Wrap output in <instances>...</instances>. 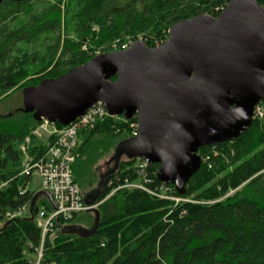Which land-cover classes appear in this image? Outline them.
<instances>
[{"label":"trees","instance_id":"1","mask_svg":"<svg viewBox=\"0 0 264 264\" xmlns=\"http://www.w3.org/2000/svg\"><path fill=\"white\" fill-rule=\"evenodd\" d=\"M36 1L7 0L0 5V97L58 78L88 62L95 56H87L84 45L99 47L126 36L135 43L144 35L142 42L155 48V41L161 45L167 41L173 25L204 14L217 18L232 0H57L41 13L34 11ZM57 33L53 46L29 53ZM59 52L69 60L56 62ZM39 61L40 77L31 78L38 73L33 65ZM39 123L22 110L0 116V264H36L42 230L37 216L41 210L48 214L54 210L49 199L41 196L33 221L28 220L29 213L6 218V212L30 205L36 194H22L30 179L20 176V146L30 137L32 155L46 150L32 136ZM136 123V118L109 117L94 131L81 133L80 157L72 171L82 192L92 183L96 160L132 138L121 130ZM205 153H210L214 168L208 170L209 161L203 163L183 196L174 190L175 196L187 200L179 204L136 187L143 184L135 173L137 161L120 162L98 201L117 190L98 207L101 221L96 234L83 237L55 226L45 238L39 264H264V123L254 122L236 140L199 150L202 157ZM159 169L160 165L148 168L153 178L150 190L160 186ZM230 191L235 192L228 196ZM90 213L76 214L61 224L91 229L95 215L92 219Z\"/></svg>","mask_w":264,"mask_h":264},{"label":"water","instance_id":"2","mask_svg":"<svg viewBox=\"0 0 264 264\" xmlns=\"http://www.w3.org/2000/svg\"><path fill=\"white\" fill-rule=\"evenodd\" d=\"M168 35L158 47L137 41L128 50L97 55L22 90L21 110L36 122L68 126L97 102L111 117L136 118L137 135L118 144L113 168L85 195L89 207L100 200L122 158L160 165L158 181L183 196L202 168L199 150L238 139L253 125L255 107L264 103V8L257 0H232L219 17L183 20ZM41 196L56 209L50 193L38 192L28 220H34ZM89 212L95 215L91 229L62 227L58 220L57 227L68 234L95 235L100 211Z\"/></svg>","mask_w":264,"mask_h":264},{"label":"built area","instance_id":"3","mask_svg":"<svg viewBox=\"0 0 264 264\" xmlns=\"http://www.w3.org/2000/svg\"><path fill=\"white\" fill-rule=\"evenodd\" d=\"M131 45L133 43L126 44L120 50H128ZM262 113L264 114V106L263 103H259L254 109L253 120L256 121L261 116L263 118ZM109 117L111 116H109L106 106L102 102H97L83 117L78 118L68 126L60 125L59 127L58 124H53L43 119L32 132V136L43 143L46 146V150L32 155L29 151L31 144L30 137H27L20 146L23 159L20 176L30 179L22 194L31 191V183L34 176L37 175L41 182L40 192L50 193L56 205V209L50 214L44 210L38 213L37 220L40 222L42 230L41 243L36 249V253L38 254L36 264H39L43 257L45 238L48 233L54 231L55 226H57V220L62 227H66V224L63 225L61 222L68 223L76 214L89 212L90 209L97 207V205L89 207L85 204V196L79 184L74 180L72 167L80 157L78 147L80 145L81 133L94 131L99 125L105 123ZM130 126L132 129L134 128V136H136L137 123ZM41 132L44 133L47 140ZM208 161V156L202 157L203 163H207ZM149 166L147 161L143 159L137 160L135 173L142 178L143 184L136 187L152 195H156L160 199L170 200L176 204L187 201L173 194L175 187L170 188L172 185L160 182L157 191L150 190L148 186L152 184L153 178L152 175H149ZM29 208L30 205H25L16 212H6V218L9 220L14 219L23 216L25 213H29L30 217ZM0 212H2L1 205Z\"/></svg>","mask_w":264,"mask_h":264},{"label":"rangeland","instance_id":"4","mask_svg":"<svg viewBox=\"0 0 264 264\" xmlns=\"http://www.w3.org/2000/svg\"><path fill=\"white\" fill-rule=\"evenodd\" d=\"M57 0H39V1H36L33 5H34V11L35 12H42L43 9H46L49 7V5L51 4H55ZM47 4V5H46ZM260 5L264 8V0H262V2L260 3ZM224 9V8H223ZM221 9V10H223ZM65 14V9H63V15ZM67 15V14H66ZM65 29V24L62 25L61 27V30H64ZM96 32H98V29H96ZM65 32L62 31V33H60V35L64 34ZM59 33L57 34H54V35H48V38H44L43 39V43L42 44H39V46H35V48L31 47V49L29 50V53H33L34 52H38V51H43V50H47L50 46H53V43L55 41V38H57ZM69 35L74 38L75 35L74 34H71L69 33ZM133 37L131 36H126L124 37V39H117L111 43H108V44H105V45H102V46H92V45H84L82 50L86 53H88L87 56H97V55H100V54H104V53H110V52H114V51H118L122 48V46L126 45V44H129V43H134L132 42L133 41ZM145 38H144V35H140L138 38H137V41H144ZM161 41H155L153 43V45H156V47L160 46L161 44ZM42 53V52H41ZM48 59L47 61H49V58H46ZM60 59V60H58ZM64 62V61H68L69 58L68 57H61V54L60 52L58 53V55L56 56V62ZM55 64H52L50 65V67H48L47 71H50L53 66ZM45 66V65H44ZM42 68V65H41V61L37 62V64L33 65V69L38 71V73L33 76H31V78H39L40 75H39V70ZM36 73V72H35ZM263 106H264V103H263ZM23 108V99H22V92L19 91V90H13V91H10V92H7L6 94H4L3 96L0 97V116H5V115H8L9 113L11 112H14L16 110H21ZM263 114V113H262ZM264 116V114H263ZM256 122L258 123L259 125H262L264 123V117L262 118V116L260 117V119H257L256 121L253 120V123ZM134 128L132 129L131 126L129 127V130L126 129H123V131L121 130V133L123 132H129L131 134L132 137H134ZM43 134V137L47 140V137L44 135L43 132H41ZM233 144H230V147L232 149L233 148ZM114 149L109 151L107 154H103V156L99 159L96 160V162L93 164V166L91 167V179H92V183L89 185H87L84 189H83V194L84 196L89 193L91 190H94L95 188H97V185L98 183L101 181V177L104 176L110 169L113 168L114 166V161L112 160L113 157H114ZM210 153H205V157L209 156ZM215 155V154H213ZM212 156V155H211ZM126 160V158H122L121 162H124ZM138 159H136L135 161H137ZM80 163V162H79ZM208 166L206 169H210L209 166L213 167V163L211 161H209V163H207ZM232 168H230V171H231ZM127 187V186H126ZM31 191L33 192H40L41 190V182H40V178L39 176H34L33 178V181L31 183ZM117 190H113L109 193V195L107 197H105L104 199H102L100 202H98L96 205L97 207L95 208H98L102 203H104L106 200H108ZM235 191H230V193L228 194V196L234 194ZM25 215L27 216V214L25 213ZM90 217H94V214L93 213H90L89 215ZM87 227L90 228L91 226V223H87L86 224ZM35 255V259L36 257L38 256L37 253L34 254ZM34 255H30L32 257H34Z\"/></svg>","mask_w":264,"mask_h":264},{"label":"bare ground","instance_id":"5","mask_svg":"<svg viewBox=\"0 0 264 264\" xmlns=\"http://www.w3.org/2000/svg\"><path fill=\"white\" fill-rule=\"evenodd\" d=\"M45 246V245H44Z\"/></svg>","mask_w":264,"mask_h":264}]
</instances>
